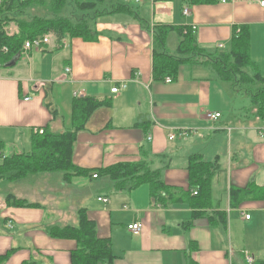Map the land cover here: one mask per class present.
I'll use <instances>...</instances> for the list:
<instances>
[{
    "label": "crops",
    "instance_id": "0c3cea01",
    "mask_svg": "<svg viewBox=\"0 0 264 264\" xmlns=\"http://www.w3.org/2000/svg\"><path fill=\"white\" fill-rule=\"evenodd\" d=\"M88 2L92 4L85 9L95 11L88 13L86 23L93 36L53 33L42 50L24 51L23 43L20 55L8 63L0 60V151L7 157L29 152L32 138L46 130L76 131L71 157L75 171L0 177V188L20 193L9 194L8 200L0 194V264H72L78 241L55 236L49 227L79 226V209L94 221L98 237L110 240L114 258L105 264L264 261V200L231 202L232 187L264 186V109L251 91L222 80L206 60L231 50L241 29L247 30L252 63L247 67L264 74L260 0ZM118 3L131 12L112 10ZM77 16L75 12L68 18L77 22ZM189 33L208 56L179 53ZM160 41L169 54L158 49ZM170 56L183 59L175 74L155 75L156 64L170 63ZM120 83L126 87L113 93ZM87 98L100 104L82 127L74 104ZM209 112L220 116L208 119ZM145 114L149 118L139 121ZM38 128L44 133L34 130ZM182 131L186 135H179ZM193 155L202 161L194 163ZM203 161L213 171L207 196L192 182L206 171ZM124 163L148 165L159 172L164 187L142 183L116 189L105 172ZM101 196L107 201L99 200ZM15 197L70 199L61 209L50 210L41 202L19 203ZM198 197L210 199L202 203ZM219 212L226 218L224 225L217 223ZM63 217L73 220L65 223ZM134 222L142 224L138 233L128 228Z\"/></svg>",
    "mask_w": 264,
    "mask_h": 264
},
{
    "label": "trees",
    "instance_id": "16d2710c",
    "mask_svg": "<svg viewBox=\"0 0 264 264\" xmlns=\"http://www.w3.org/2000/svg\"><path fill=\"white\" fill-rule=\"evenodd\" d=\"M67 4L68 0H3L0 4V60L2 63H8L9 59L20 55L21 46L26 40L44 36L50 31L57 34L58 37L63 36L66 32L82 35L85 33L93 36L90 27L85 22L82 23V20L73 22L70 18L62 16ZM90 4L92 3L87 2L79 5V7L84 9ZM118 5V7L115 6L112 10L121 9L131 12V10L126 8V5L119 3ZM40 11L43 12V15H39ZM10 21L16 22L20 29L19 33L13 36L7 35L4 29ZM162 28L165 31L174 29L172 26H163ZM191 35V33L185 35L184 41L179 45V53L183 56L190 53L204 55L200 47L194 42V39L191 38ZM157 36H161V34ZM160 43L164 45L163 41H160ZM4 46L8 48L7 53L2 50ZM162 56L164 55L162 54ZM214 57L217 59H213ZM214 57L208 56L206 60L212 64L215 72L222 80H232L231 74L233 70L237 69V67L252 64L249 58V32L241 29L240 34L234 39L231 50L221 51ZM182 60L171 57L170 63L162 62L158 65L156 64L154 74L157 76L161 74H175L177 63ZM262 94L264 92L260 91L255 95V98L261 101L260 110L264 109V96L260 98ZM99 104V101L92 98L76 101L74 104V109L77 113L75 117L76 122L83 127L92 110L98 107ZM75 135L76 131L71 130L64 133H53L46 130L44 135H35L32 138L31 150L29 152L14 154L5 159V162L0 166V177L2 176L6 180H13L19 178V176L22 177V175L29 171L40 172L47 170L61 171L65 175L70 174V172L76 170L71 160ZM191 159L194 163L202 161L196 159V155H193ZM204 163L203 161L202 164ZM205 164L206 171L200 174V170H197L196 173L200 175L196 176V179L192 182L202 190L204 196H207L210 193V182L213 171L210 170V165ZM105 173L110 174L115 180L116 189H131L142 183H150L152 188L156 187L159 189L160 186L164 187V183L159 177V172L152 170L144 163L119 164L111 167ZM97 174L99 175L98 172ZM231 195V202L234 205L240 204L249 198L264 200V186L250 183L245 188L232 187ZM198 198L202 203H208L210 199V197ZM216 214L217 223L226 224L224 213L219 212ZM79 215L80 222L77 227L59 224L49 227L52 231L51 233L55 236H68L78 241V247L72 252V264H105L111 262L114 255L109 238L98 237L94 221L88 217L83 209H79ZM255 264H264V261Z\"/></svg>",
    "mask_w": 264,
    "mask_h": 264
},
{
    "label": "rangeland",
    "instance_id": "374dc122",
    "mask_svg": "<svg viewBox=\"0 0 264 264\" xmlns=\"http://www.w3.org/2000/svg\"><path fill=\"white\" fill-rule=\"evenodd\" d=\"M87 2H88V0H78L77 4L79 6V5L85 4ZM98 2L101 3L102 0H98ZM74 3H75V0H68V4H67V7H66V10L62 13V16L69 17V15H72V13L74 14L76 12L77 15H79V16L76 17L77 20H80L82 18L81 19L82 23L85 22V21H86L85 24L87 22H89V19H88L89 17H87L88 13H90L91 15H94L95 11H92L89 8H88V10H86L85 8L84 9L83 8L80 9L78 7V9H77L75 7ZM103 3H105V2H103ZM103 3H101V4H103ZM75 8H76V10H75ZM90 11H92L93 14ZM99 11H102V9H99ZM39 15H43V12L40 11ZM70 17H72V16H70ZM12 25L13 26L15 25L16 27H18L17 29H18V31H20L19 26L16 24V22L10 21L8 23V27H12ZM5 27H4V29H5ZM178 30L179 29H177V31ZM53 33L54 32L50 31L47 34L54 35ZM158 49L166 51L169 54V52L164 48V45H161V43H160V45L158 44ZM171 52L173 53L174 51H171ZM191 57L193 58L195 56H191ZM216 57H218V56H216ZM216 57H214L213 59H217ZM232 61H233V58H232ZM231 75L233 77L232 80H231L232 83H235L242 90H245L247 92L251 91V93L254 96L257 95V93L260 92V91L264 92V74H259V73L256 74V73L250 72V70H249V68L247 66H242V67H237V69L233 70ZM9 146H11V145H9ZM5 191H7V193H5ZM8 192H10L8 188H0V194H2L5 198L7 197L6 200H8L9 194H12V195L14 194V193H11V192L8 193ZM104 192H108V190H105ZM5 194H8V195H5ZM16 194L19 195L20 193L16 192ZM16 194H14V195H16ZM37 195L38 194H35V196H37ZM15 198H16L17 202H19V203L22 202V203H25V204H36L37 202H41V203L47 205L48 208H50V210H52V209L53 210L61 209L63 207V205H65L67 203L66 199H70V197L69 198L68 197H20V198L19 197L18 198L15 197ZM58 198L62 200L61 204H59ZM2 201H3V199H2V197H0V204H1ZM4 201H5V199H4ZM71 205H72V203H71ZM67 211H68V213H70L72 215V208L71 207L68 206V210ZM60 220L65 222V223H68V222L72 221L73 219L71 217H63Z\"/></svg>",
    "mask_w": 264,
    "mask_h": 264
},
{
    "label": "built area",
    "instance_id": "2783aa9c",
    "mask_svg": "<svg viewBox=\"0 0 264 264\" xmlns=\"http://www.w3.org/2000/svg\"><path fill=\"white\" fill-rule=\"evenodd\" d=\"M129 1H136V2H140L141 0H129ZM3 2V0H0V4ZM260 3L261 5L264 6V0H260ZM184 13L185 14H188L189 13V9L186 7L184 8ZM5 31H6V34L9 35V36H13L15 34H18V29L14 28L13 26L12 27H5ZM51 36L52 34H45L44 36H41V37H38V38H35V39H28L25 41L24 45H23V50H30L32 48H36V49H39V50H42L44 48V46L48 43L51 42ZM222 46V45H220ZM3 51L5 52H8V48L7 47H3L2 48ZM168 81H171V78H168ZM126 87V83H120V84H117L115 86L112 87L111 91L113 93H117L120 91L121 88H125ZM28 99V98H27ZM220 116V113L219 112H214V113H211L209 112L207 114V118L208 119H212V120H215L217 119L218 117ZM36 132L38 133H44V129L42 128H38V129H34ZM187 131H182L180 132L179 135H186ZM175 137V134H171L170 135V138H174ZM7 157V155L5 153H3L2 151H0V159H5ZM94 177H97V174L95 173L94 174ZM195 194H197V192L195 191L194 192ZM99 200L101 201H107V197H99ZM246 218H250V214H247L246 215ZM128 228L134 232V233H138L141 231L142 229V224L140 222H134V223H131L128 225Z\"/></svg>",
    "mask_w": 264,
    "mask_h": 264
},
{
    "label": "water",
    "instance_id": "95a60500",
    "mask_svg": "<svg viewBox=\"0 0 264 264\" xmlns=\"http://www.w3.org/2000/svg\"><path fill=\"white\" fill-rule=\"evenodd\" d=\"M14 61H15V59L14 60H12V62L11 63H14ZM11 63H9V64H11ZM143 117V115H140V117H139V121H141V120H145V119H148L149 118V115L148 114H145V118L144 119H141Z\"/></svg>",
    "mask_w": 264,
    "mask_h": 264
}]
</instances>
